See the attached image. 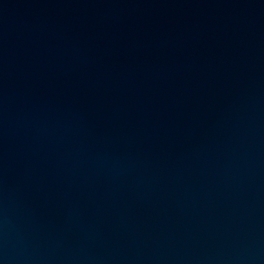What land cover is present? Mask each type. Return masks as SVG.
<instances>
[{
  "label": "water",
  "instance_id": "95a60500",
  "mask_svg": "<svg viewBox=\"0 0 264 264\" xmlns=\"http://www.w3.org/2000/svg\"><path fill=\"white\" fill-rule=\"evenodd\" d=\"M0 264H264V0H0Z\"/></svg>",
  "mask_w": 264,
  "mask_h": 264
}]
</instances>
